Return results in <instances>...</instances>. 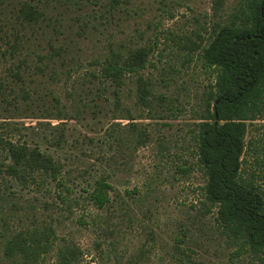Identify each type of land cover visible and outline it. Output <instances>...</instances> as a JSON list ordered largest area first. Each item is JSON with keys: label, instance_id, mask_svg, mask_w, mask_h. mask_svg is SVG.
<instances>
[{"label": "rangeland", "instance_id": "374dc122", "mask_svg": "<svg viewBox=\"0 0 264 264\" xmlns=\"http://www.w3.org/2000/svg\"><path fill=\"white\" fill-rule=\"evenodd\" d=\"M21 1L0 0L5 31L25 40L19 54L0 55V80H9V66L22 59L23 82L12 84L31 97L19 98L12 111L2 102L0 122L11 123L14 139L58 159L69 190L52 180L25 187L0 179L15 204L0 200V236L52 225L54 244L41 264H62L59 249L66 246L76 248L69 264H259L215 220L193 137L214 78L191 48L207 43L242 0H31L42 12L32 26L18 17ZM141 45L151 48L138 72L151 94L145 104L137 101L130 75L115 107L91 73L108 49ZM47 52L36 72V53ZM263 116L248 123L241 170L262 192ZM139 131L145 143L136 141ZM100 178L111 185L102 208L87 193ZM3 241L0 264H9Z\"/></svg>", "mask_w": 264, "mask_h": 264}, {"label": "trees", "instance_id": "16d2710c", "mask_svg": "<svg viewBox=\"0 0 264 264\" xmlns=\"http://www.w3.org/2000/svg\"><path fill=\"white\" fill-rule=\"evenodd\" d=\"M17 10L21 23L29 26L42 15L31 0L21 1ZM6 23L7 16L2 13V57L19 54L25 42L17 32L9 34L5 31ZM217 25L207 43L191 48L198 50L202 65L211 70L214 78L209 84L204 112L195 124L193 136L197 161L206 177L201 189L205 199L217 207L215 220L240 242L241 247L256 253L259 264H264V192L241 173L248 123H255L258 116L264 115V0H242L227 20ZM150 52L151 48L143 45L123 50L110 48L99 62L97 72L91 73L105 89H109L115 107L121 103V90L130 75H136L137 101L143 104L148 101L151 83L138 72L146 66ZM48 53H36L39 61L34 64L36 72L42 71V61ZM22 64L25 62L19 59L13 67L9 66L10 79L0 80V104L5 102L11 111L19 108V98L31 97L23 85L15 88L12 84L23 82ZM261 119L264 120V116ZM0 126L6 128L5 133H0L2 181L8 178L27 187L30 183L39 185L52 180L69 190L62 182L63 166L58 159L37 144L14 139L11 123L1 121ZM260 126L264 128V122ZM135 139L140 144L145 143L146 135L139 131ZM2 186L0 200L14 206L7 191L8 184ZM110 188L104 178L96 179L87 192L89 199L102 208L110 200ZM3 224L5 218L1 216L0 226ZM2 238V256L9 264H41L43 256L54 244L55 230L50 224L27 226L0 236V241ZM75 256V247L59 249L62 264H69Z\"/></svg>", "mask_w": 264, "mask_h": 264}]
</instances>
